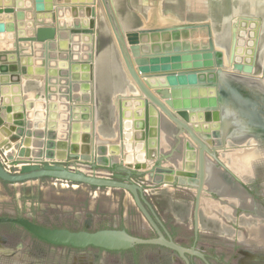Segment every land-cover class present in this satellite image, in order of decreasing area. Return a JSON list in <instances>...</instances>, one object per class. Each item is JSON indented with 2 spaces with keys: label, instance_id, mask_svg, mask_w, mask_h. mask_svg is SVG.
<instances>
[{
  "label": "water",
  "instance_id": "obj_1",
  "mask_svg": "<svg viewBox=\"0 0 264 264\" xmlns=\"http://www.w3.org/2000/svg\"><path fill=\"white\" fill-rule=\"evenodd\" d=\"M64 1L73 4L78 3L77 0ZM78 1L80 3L75 4L76 6L72 4V6L66 5V7L68 11H70V7L73 8L74 13L76 12L75 16L82 18L81 21L76 19L71 23V19L62 18L60 21L62 23H59L57 11L41 10L45 5L44 1L39 2L40 6H38L35 14L32 11L34 8L32 5H28V7H20L14 3L5 5L3 0H0V29H7L5 20L10 16L14 17V15L21 18L20 25H23L24 18H28L29 21L28 12L31 13L32 19L36 22L35 27L29 30L30 32L23 29L17 32L14 49L0 53L1 131L8 134L12 142L19 140V143L15 145L17 150L25 143L31 142L23 139L25 137L30 139V136H33V132L25 128L26 124L28 125L30 122L24 121L23 114L15 111L12 105L5 104L6 100L9 99V86L13 83H20L21 74L26 75L28 73L24 67L19 66V59L21 57L20 60H22L23 54L21 53H25L27 61L31 65L33 61L30 55L32 52L30 53L31 49H29L31 44H39L44 48L49 47L51 50L57 49L54 47L58 45L60 50L65 51L62 54L58 49L54 56L57 60L55 61L56 65L54 64V67L46 72L45 98L49 99L52 92L49 83L50 77L60 78V82L66 86V91L61 90L60 92L63 95L68 93V95H64L65 98L80 100L81 93L88 94L85 101H89L90 106H87L88 113L82 119H88L91 122L90 126L85 127L82 133H79L81 129L79 130L76 124L80 122L74 116L71 119L69 117L71 125H69L67 135L59 137L57 133H54L46 143H43L47 151L39 145L36 146L35 142L31 150L29 148L19 149L18 158H15L17 163H22L19 172L13 173L7 169L0 156V179L17 183L52 177L96 187H115L127 190L132 194L137 207L154 228L157 236L140 237L130 233L126 228L90 230L88 228L52 227L24 216H0V223H15L40 240L77 248L95 246L106 250H127L140 244L164 246L176 251L185 259L186 264H190L187 254L194 256L197 253L201 257L203 254L196 251L195 247L180 244L173 239L167 230L165 233L163 232L162 228L164 229V227L161 219L154 212L151 203L145 198L144 186L134 181L133 176L135 174H150L151 176L154 171L158 170L166 174L165 182H173L178 175L182 184H186L185 176H187L190 187H195V189L198 187L196 201L198 218L201 195L204 191L205 181L208 179L207 170L212 166L208 157L212 156L216 159L217 154H220L221 151L234 154L241 150H246L245 155L251 152V157H253L255 154L252 150L248 151L249 148L229 151V140L243 144V139L264 138V100H261L259 105H257V98H251V101H254L250 103L242 104L240 101V93H246L240 87V85L243 86L241 83L245 81L239 77V74L243 72L237 73V70L252 73L253 61L251 63L234 61L236 59L235 51L238 48L237 42L239 41V34L234 32L231 33V65L228 64L225 51L216 44L215 32L210 20L193 22L174 20L172 22L162 21V23L157 24L154 21V24L145 23L129 30L124 29L125 25L116 12L113 0ZM66 7L63 6L61 11L64 12ZM102 10H105V15L117 42L125 75L136 86L133 87L134 93L130 94L124 89L123 93L115 98L118 111V134L116 138L100 136L96 128L95 111L98 100L96 45L99 38L98 29L104 14ZM15 28L13 23L12 29ZM199 35L201 39L198 37ZM88 38H91L92 48L86 51L88 49L86 47L89 46ZM16 42L25 44V47L23 46L22 49L18 50ZM82 45L85 56L79 59V47L81 48ZM69 49H72L73 55L74 53L77 54L78 60L76 57L71 58L69 56ZM192 57L196 59L203 57L205 60L203 63L193 62ZM159 60L162 62L167 60L178 61V64L160 65ZM168 67L172 69L169 70ZM216 75H220L221 82L220 80L217 82ZM231 75H233L232 79L237 76L234 80L241 83L225 84L223 81L231 80ZM180 78H184V81H180ZM169 80L172 82H168ZM246 87L243 86L244 89ZM199 90L211 91L213 101L196 104V92ZM257 92L261 93V91ZM129 118L133 119L132 125L136 132L140 131L139 135H135V133L130 135V131L126 127L130 121ZM167 118L175 130L173 137L178 141L171 148V151L163 153L161 147L163 143L162 133L166 132L167 126L170 124ZM259 119H262L263 122ZM258 121L261 123L258 124ZM130 129L133 128L130 127ZM1 134L0 138L2 137ZM96 140H101L104 143L105 151L110 154V163L116 162V169L124 171L125 177L116 173L114 178H110L87 171L89 168L85 163L92 161L94 152L97 154V161L101 163L100 147H94L93 143ZM1 150L5 151L11 160L16 154V151H7L6 147ZM59 150L64 151L63 158L59 157ZM139 151L143 160L127 161L132 156L135 157L134 154ZM179 151L182 157L181 168L175 162L174 165L179 168L178 170H170L162 166L164 162L174 161L171 159L174 158V153L175 155L176 153L180 154ZM261 154L264 155V150L261 151ZM24 157H33V159L30 162H25ZM68 157L79 160V167L73 169L66 165L65 161ZM240 158L239 160H241ZM193 160L196 161V167L191 163ZM92 164L93 167H96V163ZM196 177H199V180H196Z\"/></svg>",
  "mask_w": 264,
  "mask_h": 264
},
{
  "label": "rangeland",
  "instance_id": "obj_2",
  "mask_svg": "<svg viewBox=\"0 0 264 264\" xmlns=\"http://www.w3.org/2000/svg\"><path fill=\"white\" fill-rule=\"evenodd\" d=\"M85 1L87 2L88 0ZM118 1L120 2L118 3ZM259 1L264 3V0H113L117 14L121 16L123 23L124 21L127 23L124 29H135L145 23L154 24V21L156 24L162 23V21L167 22V19L190 22L210 20L214 32H222V30L229 25L230 29H232L230 34H233L234 32L237 35L239 34L238 40L240 42L245 41L246 36L240 34L239 29L241 30V27L245 26L246 22H254V19L252 18V16H254L253 13L249 16H244V14L250 13L245 12V9L242 7L244 5L245 8L254 9ZM44 2L45 5L41 10L51 9L57 11L59 18H69L72 20L71 23L76 21V19H79V21L82 19L77 15L75 16L76 12L74 13L73 8L70 7V11L67 10L66 5L72 6L73 3H68L64 0H46ZM76 2L78 3H74V6H76L75 4L80 3L78 0ZM14 4L17 5V2L14 1ZM32 4L34 9H37L38 6H40L37 0H33ZM61 6H64V8L66 7L64 12L61 11ZM83 6H85V4H83ZM100 6L99 3V8ZM102 11L104 14L102 15L101 25L98 29L99 38L96 45L98 100L95 112L98 134L105 137L117 135V109L114 103L116 102L115 94L118 92L117 89L120 83L118 82L119 78L123 76L122 79L125 80L123 86L120 88L125 89V91H130L129 93H134V91L133 89H130L131 85L125 75L122 58L119 53L117 42L112 33L110 23L105 15V10ZM154 11H156V14L160 15V20L155 19L152 14ZM62 14H65V16H60ZM142 16L144 17V20ZM13 21L16 28L12 29L10 33L7 29H0V35H9L8 38L11 42H13V39L17 36V32H20L21 29L30 32L29 30L36 25V22H34L32 17L29 19L30 23L28 19L24 18L25 22L23 25H20L21 18L17 15H14ZM251 30L254 31V34L248 35L247 39L250 37V39L253 40L259 36V26L257 24L254 25V28ZM198 37L201 39L200 35ZM87 40L89 46L86 47L88 48L86 51L91 48L90 44L92 43L91 38H88ZM230 42H232L231 36ZM83 45L81 47L82 49L79 47V51H83ZM239 45H237L238 49L241 48ZM1 46L4 47V44H1ZM222 46L223 44L218 47L222 49ZM7 49L8 51H11L13 48L9 45L4 51ZM241 51H239V53H241ZM1 52L2 51H0V53ZM68 52L71 58L78 57L75 53L73 55L72 49H69ZM225 55L227 62L229 56H227L228 54H226V52ZM82 56L85 55H80V57ZM204 60L205 59H203L201 63H203ZM234 61L241 60L236 58ZM166 62L159 60L158 63L164 65ZM170 63L177 65L178 61L173 62V60H170L166 65H169ZM167 69L171 70L172 68L168 67ZM113 88L116 89L113 90ZM199 97L200 96H198V98ZM209 98L211 97L208 96V99ZM131 134H133V132H130V135ZM93 143L96 148L103 144L101 140H96ZM221 152L222 154H227L226 151ZM4 155L5 151H2L0 147V156L3 163L10 171L15 172L17 168H12L9 156L7 157ZM130 159L127 161H132ZM235 159L239 160V158ZM89 172L95 174V172L91 170ZM105 173L100 175H106ZM133 179L142 180L139 175L133 176ZM143 180L146 181H144L145 187L150 186L146 179ZM177 195L181 198L183 193H177ZM160 196H163L164 199H168V194L166 193H160ZM162 205L165 209L166 206H172L175 209L177 219L169 217V214H165L162 209L161 215L176 233V238L184 239V234L190 233L188 232L189 227L174 224L172 221L176 220L175 222L180 223L185 220V214L188 213V210H185L186 208L180 202L170 205L165 201ZM17 207H20L22 211L24 209L25 212L29 208H33L36 213V220L52 227L82 229L89 220V222H91V225L88 226L89 229L96 230L105 227L109 223H112L114 218H117L121 220L122 223L127 220L128 228L136 235L143 237L155 235V231L138 210L133 198L131 196L126 197V192L119 188H98L88 184L73 183L71 181L52 177L31 179L17 183H11L0 179V209H15ZM22 211L21 213L23 214ZM2 213L4 214V212ZM16 213H19V211H16ZM75 220L78 221L74 222ZM74 223L78 224L76 225ZM0 244L1 246L10 248L14 251L10 256L4 254V251H0V264H32L30 263L31 259L26 260L27 254L37 253L41 249L47 252L48 257H45V260H47V258L67 260V258L63 257L60 253V250L63 248L58 246L52 249V247L38 241L35 237L29 234V232L19 226H11L8 224L0 225ZM209 244L214 245L213 248L210 246L209 249V253H212L216 248L215 241H212ZM78 250L79 249H72L71 251L78 253L80 252ZM84 250L88 252L101 251V249L93 247ZM18 254L19 256H17ZM105 260H107V264H171L173 260L176 261V264H185L184 261L172 250L156 245H141L124 253L108 254Z\"/></svg>",
  "mask_w": 264,
  "mask_h": 264
},
{
  "label": "flooded vegetation",
  "instance_id": "obj_3",
  "mask_svg": "<svg viewBox=\"0 0 264 264\" xmlns=\"http://www.w3.org/2000/svg\"><path fill=\"white\" fill-rule=\"evenodd\" d=\"M119 2L120 1H118V3ZM245 15L249 16L251 14L246 13L244 14V16ZM121 21H122V18H121ZM123 24L127 25L125 21ZM129 30H132V29H129ZM222 31L224 32L225 29H223ZM239 42L240 41L237 42V45H239ZM245 42H246V39H245ZM228 49H229V55H228L229 59L227 63L230 64V60L232 56L231 42H229L228 44ZM246 49L251 51V54L253 57L258 56L260 58L259 70L256 71L253 68L252 73L237 70V73L243 72L239 74L240 76L239 75L238 76L243 79L242 81H245L244 83L237 82L236 80H234L236 79L237 76L234 77V79H232L233 75H231L232 76L231 80L227 82L226 81H223V82H225V84L227 85H229L230 83L231 85H233L237 82V83L243 84L244 87L247 86L246 89H244L243 86L240 85V87L242 88L241 90H245L246 92V93L244 92L240 93L241 103L242 104L250 103L254 101V100L251 101V98L252 99L257 98V105H259L262 102L261 100H264V90L261 91V93H258L257 91H260V90L252 89L253 86H251L249 81L259 82L261 87L264 89V44L262 45L261 48H257L256 46H252L251 48L243 47L241 49L242 50L241 53L237 52L238 50L235 51L236 56L238 58L240 57L238 60H241L240 61L241 63L247 62L243 60L244 56L247 55ZM248 63H251V61H249ZM219 76L220 75L215 76L217 79V82L219 80L220 82L222 81V79ZM122 77L119 78L120 83L117 89L118 91L117 93H123V90H124L120 88L124 84L123 83L124 79H122ZM128 80L131 85L130 89H133L134 91L135 89L133 87H136V86L133 85V82L130 78H128ZM114 104L117 109L116 103ZM257 115L259 117L260 115L259 111L257 112ZM117 117H118V111H117ZM117 117H116V127H117ZM167 120L170 124H168L167 126L168 128L166 129V132L164 133V135H166L167 139L174 140V143H176L178 139L173 137L175 130L174 128L171 127L172 123L170 122V120L168 118ZM260 121H258L257 123L258 124L261 123ZM133 129L135 130V127ZM130 132H132V130ZM117 134H118V127H117ZM131 135H134V133ZM106 137L116 138L117 135L116 136L110 135ZM243 140H244L243 144H239V143H234L230 139L229 140L230 142L228 144V150L231 151L234 149L249 148L248 151L252 150L255 156L251 157V152L245 155L244 152H246V150L236 153L240 155L241 158L238 157V155L233 154L231 152L227 153L226 155L222 154V152L220 154L218 153L216 159L208 155L209 156L208 161L212 163L211 168L214 173L211 176V179H209L208 177V179H206L205 181L204 191L202 192L201 200H200V204L198 208V218H197V213H196V210H197L196 201H197L198 187H196V189L195 187H191L195 191L194 200L191 204L192 206L191 209L189 210L187 214H185L186 215L185 220H183L180 223L175 222L176 220L172 221L174 224H180L182 226H184V222L190 225V228L188 231L190 233H186L184 235V239L176 238L175 236L176 233L172 230V227H170V225L165 221L161 213H159L155 209L153 204L147 198L146 193H145L146 187L144 185L145 180H134L144 186L145 198L151 203L154 209V212L161 219L163 223V227H164V229L162 228L163 232L165 233V230H167L172 235L174 240H176L177 242H179L180 244L184 246L195 247L196 251L203 254V257H201L197 253L194 256L187 254L188 258L190 259V264H264V155L261 154V151L264 150V138L262 137L254 138L253 137V138H247L246 140L245 139ZM140 143L142 144V142ZM135 144H136V141H135ZM173 146H175V144L171 145V148ZM171 148H170V151L172 150ZM163 153H166V152L163 151ZM99 154L101 157V163L97 161L96 152H94V157L92 161L85 163L91 171L95 172V174H103L106 172L105 173L106 175H103V176L110 177V178H114L116 173L118 174L120 173L122 177L126 176V173L124 171H120L116 169V166H117L116 162H114L113 164L110 163L111 162L110 154H108L105 151L104 143L100 145ZM235 158H240L241 160H237ZM31 159H33V157L24 158L23 160H26L25 162L27 161L30 162L32 161ZM9 161H10V165L12 166V168L13 167L17 168L15 172H19L22 163H17L16 159L9 160ZM78 161L79 160H77L76 158L68 157V159L65 162H66V165L75 169L79 167ZM92 163H96V167H93ZM168 163L164 162L162 166L170 170H174V169L178 170L179 168H181L179 165H178L179 168H176V166L173 164L174 162L169 163V164ZM90 170H87V171L89 172ZM165 175L166 174L164 172L157 170V171H154L151 174V176L150 174H142L139 176L146 177L147 181L150 180V181H155V182L159 181L157 183H162V182L165 183L164 181ZM134 176H136V174ZM179 178L180 176L177 175L176 179L173 182L172 181L170 182L174 184V187L176 188H177V185H185V184L180 183ZM196 180H199V177H196ZM209 182L211 183L210 185H209ZM98 188H101V187H98ZM128 193L133 198L132 194L130 192ZM178 198L179 196L177 197V199ZM0 211H1L0 216H7V215L24 216L36 222H39L38 220H36L37 217L35 215L36 213L33 208H29L26 212L24 211V209L22 211L20 207H17L15 209H5V210L0 209ZM16 211H19V213H16ZM21 211L23 212V214L21 213ZM2 212H4V214ZM164 213L169 214L168 216L171 218L173 217L177 219L175 209L173 208L168 207L167 209H165ZM145 220L147 221L146 218ZM77 221L78 220H75L74 222H77ZM127 222L128 221L126 220V221H123L122 223L121 220L114 218L112 223H109L103 228H126L130 233L134 234L128 228ZM39 223L43 224V222L41 221ZM147 223L150 225L148 221ZM4 224H8L11 226H19L23 228L22 226L15 224V223H7V222L0 223V225H4ZM74 224L77 225L78 223H74ZM89 225H91V222L88 221L85 224L84 228L89 229L88 227ZM151 228L154 230L152 226ZM24 230L27 231L26 229ZM29 234L31 233L29 232ZM31 235L35 237L33 234ZM155 236H157L156 231H155V235L144 237V238H150V237H155ZM140 237H143V236H140ZM35 238L38 241L49 245L50 247H52V249L58 246L63 248L60 250V253L63 255V257H66L67 260H57L53 258H47V260H45V257H48L47 252L41 249L37 253L27 254L26 260L31 259L30 263L32 264H107V260H105V258H107L108 254L124 253L130 250H133L137 246L152 245V244H140V245H136L135 247L127 249V250H106L100 247L88 246L86 248L93 247L96 249H101V251L99 252L97 251L88 252L84 250L86 248H77V247L67 246V245H56V244H51L46 241L40 240L37 237ZM212 241H215L216 248L214 249L212 253L211 252L209 253L210 246H212V248L214 247V245L209 244ZM160 247H164V246H160ZM67 248H70V249H67ZM72 249H79L78 251L80 252L74 253V251H71ZM0 251H4L3 253L6 254L7 256H10L11 254L14 253V251H12L10 248L3 247L1 246V244H0ZM172 251L176 253V255L179 256V258H181L186 264V261L182 256H180L176 251L174 250ZM17 256H19V254ZM171 264H176V261L173 260Z\"/></svg>",
  "mask_w": 264,
  "mask_h": 264
},
{
  "label": "crops",
  "instance_id": "obj_4",
  "mask_svg": "<svg viewBox=\"0 0 264 264\" xmlns=\"http://www.w3.org/2000/svg\"><path fill=\"white\" fill-rule=\"evenodd\" d=\"M14 1H16L17 6H20V7H28V5L33 6L32 4L33 0H3L5 5H11L14 3ZM37 1L40 2L41 0H37ZM36 10H37L36 8L35 9L33 8L32 11H34L36 14L37 13ZM27 15L30 19L31 13L28 12ZM58 19H59V23H62L60 22L61 21L60 19L62 18L58 17ZM8 36L7 35L5 36L3 34L0 35V40H2L0 41V46L1 44H4V47L2 46L0 47V51H4V49L8 48L9 45L11 46V48L14 49L15 39H13V42H11L9 41ZM16 44H17L18 50L22 49L23 46L25 47V44L23 43L21 44L20 42H16ZM54 48H57V49L51 50L49 47L44 48L39 44H36V45L31 44V47H29V49H31L30 53L32 52L30 55L32 56V60H33L31 62V65L27 61V57L25 53H21L23 54L24 57L22 56V60H20L21 57L19 59V66L24 67L28 73L26 75L21 74L20 83H13L12 85L9 86L10 88V91L8 94L9 99L6 100L5 104L12 105L15 111L21 112L23 114L24 121L30 122L28 125L26 124L25 128L33 132L32 134L33 136H30V139H27L28 137L23 138V139H26V141L27 140L31 141L29 144L25 143L24 146H21V148H24V149L29 148L31 150V147L32 148L34 147V142H35L36 146L39 145L41 148L43 147L44 149H46L45 151H47V148L43 143H46L48 141V138H51V136H53L54 133H57L59 137H64L65 135H67L66 133L68 132L69 125H71L70 119L72 118V116H74L76 120L81 123V127L79 128V130L80 129L81 130L79 131V133H82V131L85 129L84 126L86 127L87 123H88V126H90L91 124L90 120L82 119L88 113L86 109L87 106L88 107L90 106L89 101L88 102L85 101V97L88 95L87 93H83V94L81 93L80 100L72 99V98L67 99L64 97V95L66 94L68 95V93L63 95L60 92L61 90L64 92L66 91L65 90L66 86L60 82L59 80L60 78L50 77L49 83H50V89L52 90L51 95L53 96H51V99L45 98L44 86H45L46 77H47L46 72L52 67H54V64L56 65L55 61H57L54 56H55V53L57 54L58 52V49H59L58 45H55ZM6 51H8V49ZM60 51L62 52V54L63 52H65L63 50H60ZM40 52L42 53L41 56H40ZM82 52L84 51L79 52L80 55H83ZM45 61H46V64H45ZM118 82H120V80ZM114 89L116 88H113V90ZM115 95L116 97H119V95L121 94L116 93ZM17 127H20V126H17ZM1 130L2 129L0 128V133H2L1 134L2 137L0 138L1 149H3V147H6V148L9 147L10 148L9 151H13V152L16 151V154L14 158H12V160L15 158H18V152H19V149L21 148L17 150V148H15V145L19 143V140L16 142L15 141L12 142L10 140V136H8V134L4 133ZM132 132L135 133V135L140 134V131L135 132L134 129H132ZM162 135H163V138L164 137L166 138V135L164 136V133H162ZM132 139L133 141H135L134 138ZM22 143L23 142L21 140V144ZM174 144H175L174 140H170L166 138V140L162 143V146H161L162 150L167 153L170 151L171 145H174ZM34 150H36V148H34ZM4 156H7V154H5ZM131 159L132 161L143 160L142 158H139V159L131 158ZM171 160H174V161L172 162L170 161L169 163L175 162L181 167L182 165L181 153L180 154L176 153V155L174 153V158ZM191 163L195 165L196 167L195 160L191 161ZM140 179L143 180V179H146V177H140ZM185 180H186L185 182L187 183L185 185H177V188L174 187V184L170 183L171 181L165 182V183L164 182L157 183L155 181L149 180L147 182L150 184V186L146 187V192H145L146 196L159 213H161V209L162 211H165V208H163V205H162L165 201L169 203L170 205L173 203L176 204L180 202L186 208L185 210H188L189 212V210L192 207L191 204L194 200L195 191L188 184L189 179L187 176H185ZM124 192H126V197L130 196V195H127L129 194L127 191L124 190ZM181 192L183 193V196L177 199L178 197L177 193H181ZM160 193L168 194V199H164L163 196H160ZM167 208L168 206H166V209ZM169 208H173V207L170 206ZM184 226H188L190 228V225L187 224L186 222H184Z\"/></svg>",
  "mask_w": 264,
  "mask_h": 264
},
{
  "label": "bare ground",
  "instance_id": "obj_5",
  "mask_svg": "<svg viewBox=\"0 0 264 264\" xmlns=\"http://www.w3.org/2000/svg\"><path fill=\"white\" fill-rule=\"evenodd\" d=\"M243 9H245V12H249L250 14L251 13H253V15L254 16H252V18L254 19V22L252 21V22H246V24H245V26H243V27H241V30L239 29V33L240 34H243L244 36H246L245 38H246V42L245 41H241L240 42V45L239 46H241V48H239L238 49V52L239 51H241V49L244 47H247V48H251L252 46H256L257 48H261L262 47V45L264 44V3H261L260 1H259V3L257 2V4H256V7L254 8V9H250V8H245L244 7V5H243V7H242ZM156 10V9H155ZM153 16L155 17V19H159L160 17V15H158V14H156V11H154L153 13ZM26 17V16H25ZM27 17H28V15H27ZM173 20L171 19H167V22H172ZM13 16H10L9 18H7L6 20H5V26H6V28L9 30V33H10V31H11V29H12V25H13ZM15 24V23H14ZM258 25L259 26V36H257L256 38H254L253 40H251L250 39V37H248V39H247V36L248 35H252V34H254L253 32L254 31H252L251 29H253L254 28V25ZM16 26V25H15ZM101 30V29H100ZM232 31V29H230V26L228 25L226 28H225V31L223 32H219V31H216L215 32V41H216V44H217V46H219V45H221V44H223V46L221 47L225 52H226V54H228L229 55V49H228V44H229V42H230V32ZM4 37V36H3ZM97 42H98V39H97ZM245 42V43H244ZM244 43V44H243ZM90 46H91V48H92V43L90 44ZM220 48V47H219ZM75 49V48H74ZM262 50V49H261ZM260 50V51H261ZM246 52H247V55H245L244 56V61H247V62H249V61H253V65H254V69L257 71V70H259V65H260V58L258 57V56H256V57H253L252 56V54H251V51L250 50H247L246 49ZM232 53V52H231ZM227 55V56H228ZM259 55V54H258ZM98 57V56H97ZM237 57V56H236ZM240 58V57H239ZM238 57H237V59H239ZM204 58H201V59H196V58H193L192 57V61L194 62V61H196V62H202V60H203ZM168 61L170 62V60H167V62H166V64L168 63ZM172 61V60H171ZM165 63H164V65H166ZM157 65V64H156ZM250 75V74H249ZM257 76V75H256ZM252 78V77H251ZM259 79V78H258ZM180 81H184V78H180ZM168 82H172V80H169ZM250 82V84H251V86H253V88H256V89H258V90H260V91H263L264 89L261 87V85H260V83L259 82H252V81H249ZM128 88V87H127ZM211 92V91H210ZM210 92H208V91H201V90H199L198 92H196V100H197V102H196V104H202V103H205V102H210V101H213V95H212V92L210 93ZM51 96H53V95H51ZM51 96H50V98L49 99H51ZM198 96H200L199 98H198ZM208 96H210L211 98H209L208 99ZM131 107V106H130ZM133 107V106H132ZM129 123L127 124V127H128V129H129V131H131V129H130V127H132L133 128V119L131 120L130 118H129ZM87 126L86 127H88V123L86 124ZM215 126V125H214ZM75 127V126H74ZM76 127L79 129L80 127H81V123H78V124H76ZM137 127V126H136ZM84 128H85V126H84ZM74 132V131H73ZM165 136V135H164ZM162 139H163V142L166 140V138L164 137L163 138V135H162ZM131 148V147H130ZM6 149H8L7 151H9V147H7ZM242 151V150H241ZM244 151V150H243ZM240 152V151H239ZM232 153V152H231ZM238 153V152H237ZM131 154H133V153H131ZM234 154H236V153H234ZM58 155H59V157H62L63 158V156L65 155L64 154V151L63 150H59L58 151ZM135 155V157H133L132 156V158H136V159H139V158H141L140 156H141V153H140V151L139 152H137V154H134ZM130 160H132V159H130ZM208 171V177H209V179H211V176L213 175V171L211 170V167L207 170ZM212 171V172H211ZM211 182V181H210ZM89 221V220H88Z\"/></svg>",
  "mask_w": 264,
  "mask_h": 264
}]
</instances>
